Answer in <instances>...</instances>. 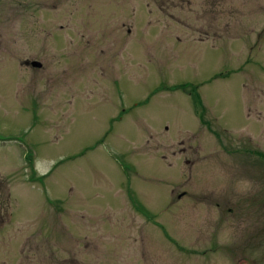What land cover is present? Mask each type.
I'll use <instances>...</instances> for the list:
<instances>
[{"label": "rangeland", "instance_id": "obj_1", "mask_svg": "<svg viewBox=\"0 0 264 264\" xmlns=\"http://www.w3.org/2000/svg\"><path fill=\"white\" fill-rule=\"evenodd\" d=\"M260 151L264 0H0V264L212 261Z\"/></svg>", "mask_w": 264, "mask_h": 264}, {"label": "flooded vegetation", "instance_id": "obj_2", "mask_svg": "<svg viewBox=\"0 0 264 264\" xmlns=\"http://www.w3.org/2000/svg\"><path fill=\"white\" fill-rule=\"evenodd\" d=\"M217 2L218 0H204L205 5L213 8L217 6ZM252 2L253 0H246L249 6ZM181 26L185 28V33L188 30L196 31L199 41L208 45L220 38L219 28L213 24L198 26L194 23L183 22ZM192 27L195 28L191 29ZM229 28L230 31L232 28L230 26ZM176 38L180 41L182 35ZM26 64L33 66L30 61ZM251 156L262 165V168L264 167V152L252 153ZM236 175L243 179L264 182V172L253 167L237 172ZM246 193L249 198H242L239 194H231L230 197L218 196L214 205L218 210L229 215L219 214L213 219L203 217L202 229L204 228V233H206L203 235L205 245L200 252H193V254L200 255L199 262L204 256H212L213 260L204 261L202 264H264V214H254L252 193ZM184 196L185 194H182L180 198ZM261 199L263 200L264 196ZM261 207L264 210V204ZM224 231L225 234H223ZM207 243L209 246H206Z\"/></svg>", "mask_w": 264, "mask_h": 264}, {"label": "water", "instance_id": "obj_3", "mask_svg": "<svg viewBox=\"0 0 264 264\" xmlns=\"http://www.w3.org/2000/svg\"><path fill=\"white\" fill-rule=\"evenodd\" d=\"M33 65L36 66V67H38V68L41 67V64H39V63H35V62H33Z\"/></svg>", "mask_w": 264, "mask_h": 264}]
</instances>
